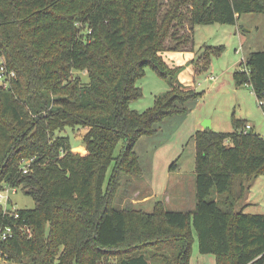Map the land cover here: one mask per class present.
Here are the masks:
<instances>
[{
    "label": "trees",
    "instance_id": "1",
    "mask_svg": "<svg viewBox=\"0 0 264 264\" xmlns=\"http://www.w3.org/2000/svg\"><path fill=\"white\" fill-rule=\"evenodd\" d=\"M251 12L264 13V0H0V49L16 71L0 86V187L22 188L35 201L8 212L0 205V223L14 227L0 239V264H109L112 255L117 264H149L148 252L163 264H190L194 231L216 264H264V213L236 208L246 181L264 174V137L253 130L195 133L193 211L162 201L150 212L111 205L125 175L144 176L137 141L200 95L183 90V67L163 52L193 50L196 24L235 23ZM184 22L191 35L167 48ZM149 66L170 89L139 111L131 102L143 95L138 81ZM235 76L264 97V50L242 60ZM68 128L85 150L75 149Z\"/></svg>",
    "mask_w": 264,
    "mask_h": 264
},
{
    "label": "rangeland",
    "instance_id": "2",
    "mask_svg": "<svg viewBox=\"0 0 264 264\" xmlns=\"http://www.w3.org/2000/svg\"><path fill=\"white\" fill-rule=\"evenodd\" d=\"M167 2L168 0H163L164 5ZM189 26V22H184L172 29L171 32L176 34L168 38L166 47L176 45L180 37L191 35ZM192 38L193 50L184 48L185 45L181 44L179 50L167 49L162 56L170 65L183 67L178 76L180 84H177L183 90L194 88L200 95L186 103L188 109L185 112L166 117L157 125L154 134L142 136L137 141L135 149L144 176L137 178L125 175L112 206L142 208L150 212L157 201L163 202L165 199L167 209L183 210L177 203L180 201L168 199L171 196L170 189L165 195V188L169 182L178 181L186 189L185 195L189 196L188 188L191 186L195 190L194 135L204 129L207 123L211 125V129L220 132L241 131L242 125L251 124L252 130L264 137V110L254 88L250 83L239 84L235 76L242 60L248 58L252 52L264 50V13H243L235 23L196 24ZM190 52L192 58L186 60L185 57ZM206 55L209 57L208 65L200 60V57ZM194 66L201 70L196 72ZM79 73L84 81L89 80L86 71ZM211 75L215 76L214 80L210 79ZM138 85L142 88L143 95L131 102V107L139 111L153 107L156 98L170 89L167 80L150 66L146 68V74L138 81ZM236 123L240 126L236 127ZM66 133L74 146L83 145V141L76 138L71 129L68 128ZM121 145L122 143L118 145L116 154L120 152ZM174 162L177 167L171 169ZM111 169L112 167L109 173ZM129 180L133 185H128ZM246 183L249 188L245 191V198L237 202V210L264 213V174ZM145 194H150L151 200L144 206L136 205L134 201ZM12 201L15 208L35 206L33 197L27 195L22 188L12 194ZM247 202L250 204L246 205ZM151 249L150 251H156V248ZM167 249L171 250L170 247ZM147 257L149 264H163L159 259H153L151 252L147 253ZM118 260V256L112 255L108 263L117 264ZM203 262L216 264V257L214 254H202L199 251L196 233L191 247L190 264H204Z\"/></svg>",
    "mask_w": 264,
    "mask_h": 264
},
{
    "label": "built area",
    "instance_id": "3",
    "mask_svg": "<svg viewBox=\"0 0 264 264\" xmlns=\"http://www.w3.org/2000/svg\"><path fill=\"white\" fill-rule=\"evenodd\" d=\"M6 62V57L3 51L0 49V86L4 88L9 87L13 79L16 78L15 69L10 68ZM247 72L249 73V69H247ZM210 79L214 80L215 76L211 75ZM258 101L264 110V97H258ZM252 129L253 127L251 124H245L244 127H242V131L244 132ZM32 161L33 158L23 159L21 161L22 169L24 172L28 171ZM16 191V187H10L6 185L3 188L0 187V205L2 206V209H4V212H8L9 207H12L11 209L14 210L16 209L14 206L11 205L12 194ZM15 216L17 217L18 214L16 213ZM22 230L27 234L29 238L32 237L33 231L30 226L24 225L22 226ZM13 235L14 227L12 225L7 223H0V239L6 240L8 238H11Z\"/></svg>",
    "mask_w": 264,
    "mask_h": 264
},
{
    "label": "crops",
    "instance_id": "4",
    "mask_svg": "<svg viewBox=\"0 0 264 264\" xmlns=\"http://www.w3.org/2000/svg\"><path fill=\"white\" fill-rule=\"evenodd\" d=\"M185 58H186V60H188V59L191 60V58H192L191 52L188 53ZM182 62H185V61H182ZM186 74L188 76V73H186ZM205 125H210V124L207 123ZM75 149L83 151V150H85V145L84 144L83 145H77V146H75ZM169 189H170L171 196L168 199L170 201H172V200L175 201V199H176V200L182 202L184 205L183 204L181 205L180 202H177L181 207H183L182 211H193L195 209V207H196V188H195V190H192L193 186H191V188H188L189 189L188 190L189 196L185 195L184 192L186 191V189L183 186H181V183L180 182L178 183V181L174 182V183L173 182L168 183V186L165 188V193H164L165 195L167 194ZM150 200H151V195L145 194V195H143L142 198L137 199L134 202L136 205L144 206L145 203L150 201ZM166 200H167V198H166ZM164 201H165V199H164ZM164 201H163V203H164ZM248 204H250V202H247L246 205H248ZM186 205H188V206H186ZM171 210H173V209H171ZM176 210H181V209H176ZM195 234L196 233L194 231V236H195ZM203 263L206 264L205 262H203Z\"/></svg>",
    "mask_w": 264,
    "mask_h": 264
},
{
    "label": "water",
    "instance_id": "5",
    "mask_svg": "<svg viewBox=\"0 0 264 264\" xmlns=\"http://www.w3.org/2000/svg\"><path fill=\"white\" fill-rule=\"evenodd\" d=\"M204 127H205L204 129H209V128H211L210 125H205Z\"/></svg>",
    "mask_w": 264,
    "mask_h": 264
}]
</instances>
